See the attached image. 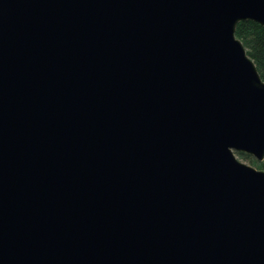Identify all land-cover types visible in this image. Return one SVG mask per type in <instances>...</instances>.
I'll return each instance as SVG.
<instances>
[{"label":"water","instance_id":"water-1","mask_svg":"<svg viewBox=\"0 0 264 264\" xmlns=\"http://www.w3.org/2000/svg\"><path fill=\"white\" fill-rule=\"evenodd\" d=\"M264 0H0V264H264Z\"/></svg>","mask_w":264,"mask_h":264},{"label":"trees","instance_id":"trees-1","mask_svg":"<svg viewBox=\"0 0 264 264\" xmlns=\"http://www.w3.org/2000/svg\"><path fill=\"white\" fill-rule=\"evenodd\" d=\"M235 36L243 42L246 53L256 64L259 75L264 80V25L250 20H240L235 27ZM256 168L264 169V159L259 160L246 152H236Z\"/></svg>","mask_w":264,"mask_h":264},{"label":"rangeland","instance_id":"rangeland-1","mask_svg":"<svg viewBox=\"0 0 264 264\" xmlns=\"http://www.w3.org/2000/svg\"><path fill=\"white\" fill-rule=\"evenodd\" d=\"M236 155H237V154H236ZM237 157H238V158H240L238 155H237ZM240 159H241V160H243L242 158H240ZM243 161H246V162H248L247 160H243ZM248 163H249V162H248Z\"/></svg>","mask_w":264,"mask_h":264}]
</instances>
